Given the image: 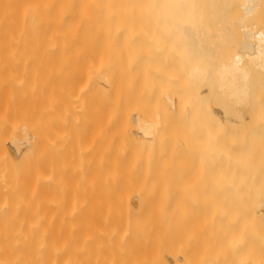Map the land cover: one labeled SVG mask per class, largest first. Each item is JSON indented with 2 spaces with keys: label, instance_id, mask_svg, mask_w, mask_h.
<instances>
[{
  "label": "bare ground",
  "instance_id": "bare-ground-1",
  "mask_svg": "<svg viewBox=\"0 0 264 264\" xmlns=\"http://www.w3.org/2000/svg\"><path fill=\"white\" fill-rule=\"evenodd\" d=\"M261 13L264 0H0V189L146 206L148 225L107 231L122 250H264Z\"/></svg>",
  "mask_w": 264,
  "mask_h": 264
},
{
  "label": "rangeland",
  "instance_id": "rangeland-1",
  "mask_svg": "<svg viewBox=\"0 0 264 264\" xmlns=\"http://www.w3.org/2000/svg\"><path fill=\"white\" fill-rule=\"evenodd\" d=\"M238 1L239 0H235V3H237ZM261 14H263L264 16V13ZM261 14L258 15L259 21L257 19L255 20L253 19L254 21L253 22L252 19H250L251 21L250 20L245 21L242 24L249 23L248 25L252 26L251 24L254 23L253 25L255 26L256 24L260 25L259 22L261 20L259 17H263L261 16ZM236 18L237 17L235 18L233 17V21H236L237 20ZM261 19L263 20L264 18ZM255 21L256 22L258 21V23L255 24ZM239 24L236 26L237 27L241 26ZM45 190L16 189L15 191L13 189L11 192L10 189H0V243H1L0 247L3 245L7 246L6 248L4 246L0 248V255H1L0 264H12V261L13 264H18V263L43 264V262L44 264H98V263L101 264L103 263L104 264H210V262H208L209 260H211V262L212 260L214 261L216 260L215 262H213L214 264L217 263V261L219 264H240V263L264 264V250H201V249H189V250L155 249L154 250L151 249V247H149L151 245L150 243H148L150 245L147 244V247H145L146 249L141 248L134 250H122L119 248V246L123 247L122 245L124 244V242H121L122 238L121 240L120 238H118V235H120L121 237V234L118 233L117 235L115 233L116 232L115 230H118L119 228L118 231L121 232L120 227L122 225V228L123 227L125 228L126 220H127L126 221L127 225L129 221H131L130 223H132L133 222L132 219L129 220V218H133L134 221L136 220L135 223L140 222V219L143 222L145 221L144 223L142 222L143 227L148 225V220L146 222L148 215L145 213L146 211L144 212L141 211L143 209L146 210V206L144 207L128 206L129 209L135 207L132 213L131 210L129 213L128 207L127 209H125L127 205L126 206L123 205L125 207L124 208L125 211L128 210L127 212H125L124 209H122L123 206L120 207V205H117V207L116 205L114 206L112 205L111 208L114 207L113 209L115 210L111 211L112 209H110V205L109 206L91 205V204L77 205L79 203H76L75 201H72L69 204L70 198L69 200L68 199L63 200L62 197H61L62 198L61 201L64 203V201L66 200L68 201V203L65 202L63 204L61 202V204L59 203L58 205L57 201L52 202L54 195L50 193L53 190L51 189L49 194L47 193L48 189L46 191ZM55 190H57V193L59 194H61L62 192L60 189H55ZM64 192L66 193L67 191L65 190ZM64 192H62V194H65ZM57 193H55V198H57L56 197ZM60 196H58L59 197L58 199H60ZM55 198L53 200H56ZM58 202H60V200ZM74 202L76 204H73L74 206H71V203ZM140 207H142V209L138 211L139 213L138 215L137 210ZM147 208L149 207L147 206ZM134 211L136 212L137 216L135 215L131 216L135 214ZM125 214L127 219L123 217ZM127 214L130 217L127 216ZM137 218L139 219V221L137 220ZM111 227H113L112 229H115L114 231L112 230V233H115L116 235V237L114 236V238L117 239V240L115 239L114 241L119 242L118 240H120V243H123L122 245L116 246L115 242L114 243L113 241L109 242V240L114 239L112 238L111 235H110L111 238L109 239L106 237L109 236L106 233L111 232L110 231ZM106 228L107 230H105ZM92 230H95V232ZM11 234L13 235L11 236ZM87 234L89 237H87ZM13 237L14 239H12ZM19 237H21V239H19ZM38 237L41 239H39ZM97 237L98 238L101 237V238L97 240ZM38 240L40 243L38 242ZM110 243L112 244V249H114L113 248L114 246L116 248L118 247L120 250H118V248L115 250H110L111 249ZM100 246L101 248L99 249ZM108 248L110 249L108 250ZM15 250H17V252ZM21 250H23L24 252ZM30 250L32 252H30ZM4 251L5 252L7 251L6 255ZM23 253L25 254V256H28L27 254L30 255L25 258V256H23ZM92 257L94 258V260ZM3 258H6L7 260ZM11 259L12 261H10ZM30 259L33 262H31ZM28 261H30V263Z\"/></svg>",
  "mask_w": 264,
  "mask_h": 264
}]
</instances>
